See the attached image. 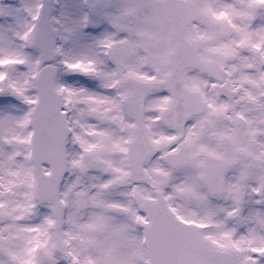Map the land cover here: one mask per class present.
I'll return each mask as SVG.
<instances>
[{"label": "snow or ice", "instance_id": "snow-or-ice-1", "mask_svg": "<svg viewBox=\"0 0 264 264\" xmlns=\"http://www.w3.org/2000/svg\"><path fill=\"white\" fill-rule=\"evenodd\" d=\"M0 264H264V0H0Z\"/></svg>", "mask_w": 264, "mask_h": 264}]
</instances>
